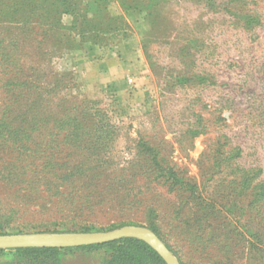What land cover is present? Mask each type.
I'll list each match as a JSON object with an SVG mask.
<instances>
[{
    "label": "rangeland",
    "instance_id": "374dc122",
    "mask_svg": "<svg viewBox=\"0 0 264 264\" xmlns=\"http://www.w3.org/2000/svg\"><path fill=\"white\" fill-rule=\"evenodd\" d=\"M124 226L264 264V0H0V236Z\"/></svg>",
    "mask_w": 264,
    "mask_h": 264
},
{
    "label": "water",
    "instance_id": "95a60500",
    "mask_svg": "<svg viewBox=\"0 0 264 264\" xmlns=\"http://www.w3.org/2000/svg\"><path fill=\"white\" fill-rule=\"evenodd\" d=\"M124 238H136L145 242L165 264H179L168 248L150 230L143 227L124 226L108 232L48 234H13L0 236V251L47 248L66 249L101 245Z\"/></svg>",
    "mask_w": 264,
    "mask_h": 264
},
{
    "label": "trees",
    "instance_id": "16d2710c",
    "mask_svg": "<svg viewBox=\"0 0 264 264\" xmlns=\"http://www.w3.org/2000/svg\"><path fill=\"white\" fill-rule=\"evenodd\" d=\"M99 248H111L113 250L120 251V260L125 264H137L138 263L137 260L140 255L148 256L149 260L157 264H165V262L145 242L136 238H124L118 241L101 244V245L83 246V247H79L78 249L92 250ZM12 251H14L15 253L36 255V254H54L60 251V249L27 248V249H15ZM3 252L5 251H0V254H2Z\"/></svg>",
    "mask_w": 264,
    "mask_h": 264
},
{
    "label": "crops",
    "instance_id": "0c3cea01",
    "mask_svg": "<svg viewBox=\"0 0 264 264\" xmlns=\"http://www.w3.org/2000/svg\"><path fill=\"white\" fill-rule=\"evenodd\" d=\"M9 261L7 257L3 254H0V264H7Z\"/></svg>",
    "mask_w": 264,
    "mask_h": 264
}]
</instances>
